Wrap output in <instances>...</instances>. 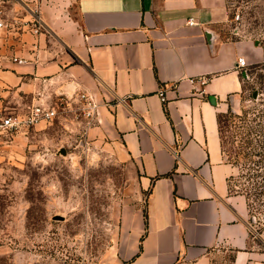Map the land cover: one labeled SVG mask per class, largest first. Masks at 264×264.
Instances as JSON below:
<instances>
[{
  "label": "crops",
  "instance_id": "1",
  "mask_svg": "<svg viewBox=\"0 0 264 264\" xmlns=\"http://www.w3.org/2000/svg\"><path fill=\"white\" fill-rule=\"evenodd\" d=\"M17 4L0 0L8 25L0 28V108L24 113L91 94L100 108L83 124L87 135L131 166L147 192L123 204L122 246L108 264H264L248 199L231 191L236 169L218 126L249 80L238 59L251 65L263 50L223 32L228 1Z\"/></svg>",
  "mask_w": 264,
  "mask_h": 264
},
{
  "label": "rangeland",
  "instance_id": "2",
  "mask_svg": "<svg viewBox=\"0 0 264 264\" xmlns=\"http://www.w3.org/2000/svg\"><path fill=\"white\" fill-rule=\"evenodd\" d=\"M227 1L223 32L263 50L245 92L225 112L234 115L226 117L223 151L235 162L231 187L248 197L264 251V0ZM51 100L58 102H44ZM75 113L59 106L53 122L23 130L0 153V264H108L122 246L123 204L147 197L139 174L92 140Z\"/></svg>",
  "mask_w": 264,
  "mask_h": 264
},
{
  "label": "built area",
  "instance_id": "3",
  "mask_svg": "<svg viewBox=\"0 0 264 264\" xmlns=\"http://www.w3.org/2000/svg\"><path fill=\"white\" fill-rule=\"evenodd\" d=\"M240 15L236 14L233 21H239ZM190 24H193L190 22ZM8 25L0 17V28H6ZM38 32V28H35ZM19 64H26L25 59H13ZM238 68L240 70H249V64L246 59L239 58L237 61ZM200 82L204 84L206 79L201 78ZM162 100L165 102L164 92H160ZM58 102L53 100L33 104L24 113H15L10 110L0 108V153L7 147L10 146V142L23 130L30 129L39 123L53 122L59 115V106L63 107L65 112L76 113L87 126H92L97 117L100 108V104L96 99L87 92H76L73 97L60 96L57 98Z\"/></svg>",
  "mask_w": 264,
  "mask_h": 264
},
{
  "label": "trees",
  "instance_id": "4",
  "mask_svg": "<svg viewBox=\"0 0 264 264\" xmlns=\"http://www.w3.org/2000/svg\"><path fill=\"white\" fill-rule=\"evenodd\" d=\"M227 115H230V116H233L234 114H233V112H232V110H230L229 112H228V114H225V113H221V114H219V116H218V126H219V134H220V140H221V146H222V150H224V137H223V129H224V127H225V121H226V117H227ZM247 144H249V146H250V142H248ZM224 152V151H223ZM230 164H232V165H234V163L233 162H230V160H227ZM261 187V186H260ZM231 191L232 192H238V191H234L233 189H232V187H231ZM241 193V192H240ZM242 194H244L245 195V193H242ZM247 199H248V197H247ZM248 204H249V208H251V206H250V203H249V201H248Z\"/></svg>",
  "mask_w": 264,
  "mask_h": 264
},
{
  "label": "water",
  "instance_id": "5",
  "mask_svg": "<svg viewBox=\"0 0 264 264\" xmlns=\"http://www.w3.org/2000/svg\"><path fill=\"white\" fill-rule=\"evenodd\" d=\"M62 155H65V153H62ZM55 219L57 221H64V217H62V216H56Z\"/></svg>",
  "mask_w": 264,
  "mask_h": 264
}]
</instances>
